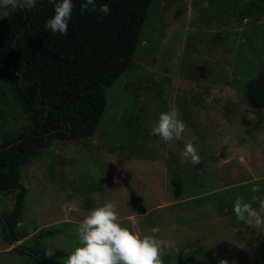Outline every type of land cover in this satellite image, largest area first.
<instances>
[{"label":"rangeland","instance_id":"374dc122","mask_svg":"<svg viewBox=\"0 0 264 264\" xmlns=\"http://www.w3.org/2000/svg\"><path fill=\"white\" fill-rule=\"evenodd\" d=\"M17 9L0 5V19ZM141 37L132 65L106 91L92 138L56 142L21 168L19 241L4 240L0 224V264H28L14 247H32L35 235L58 228L41 244L47 264H66L82 246L79 223L109 201L122 226L174 242L163 258L198 264L184 253L199 250L228 264H253L264 251V230L233 212L237 198L258 211L253 197L264 199V111L246 101L248 81L264 70V0H152ZM173 107L188 127L183 139L165 143L151 132ZM29 129L27 113L0 81V141ZM189 140L199 165L181 162ZM174 175L183 185L178 199ZM132 190L143 215L131 206ZM13 204L12 195L0 194V218Z\"/></svg>","mask_w":264,"mask_h":264},{"label":"trees","instance_id":"16d2710c","mask_svg":"<svg viewBox=\"0 0 264 264\" xmlns=\"http://www.w3.org/2000/svg\"><path fill=\"white\" fill-rule=\"evenodd\" d=\"M60 2V0H57ZM85 0H73L67 35L45 27L54 15V5L37 0L31 10L17 9L0 19V81L14 92L27 113L30 129L7 134L0 141V194L12 195L15 205L0 218L2 237L19 241L17 224L24 210L26 188L21 168L39 159L56 142L92 138L106 109V91L130 68L152 0H95L96 10L81 12ZM107 4L105 15L99 8ZM246 101L255 111H264V70L247 83ZM173 197L182 195V183L171 180ZM133 210L146 209L137 194L129 192ZM257 208V205L253 206ZM62 230L41 231L32 247L16 246L28 264H47L41 241ZM198 264H219V259L199 250L184 253ZM164 264H187L165 256ZM192 264V263H189ZM253 264H264V251Z\"/></svg>","mask_w":264,"mask_h":264},{"label":"clouds","instance_id":"9594fccd","mask_svg":"<svg viewBox=\"0 0 264 264\" xmlns=\"http://www.w3.org/2000/svg\"><path fill=\"white\" fill-rule=\"evenodd\" d=\"M54 5V15L46 21L45 27L53 33L67 35L69 21L74 8L73 0H48ZM0 5L13 9L21 8L31 10L36 5V0H0ZM96 10L95 0H85L81 12ZM99 11L107 15L110 8L102 5ZM254 112L248 115L249 120H254ZM187 124L180 118L178 110L173 107L159 115L158 121L152 128L151 135L159 136L165 143L183 139ZM182 163L199 165L201 158L194 143L189 140L180 153ZM260 187L254 186L252 192H259ZM259 201L260 210L253 207L252 203L237 198L233 205L236 219L248 226L264 230V199L253 197ZM77 235L82 246L67 257L66 264H164L163 255L166 249L174 247L173 241L159 239L156 235L143 237L122 226L117 204L113 201L104 203L93 209L79 223ZM219 264H228L222 259Z\"/></svg>","mask_w":264,"mask_h":264},{"label":"water","instance_id":"95a60500","mask_svg":"<svg viewBox=\"0 0 264 264\" xmlns=\"http://www.w3.org/2000/svg\"><path fill=\"white\" fill-rule=\"evenodd\" d=\"M16 198V197H15ZM15 198H14V205H15Z\"/></svg>","mask_w":264,"mask_h":264}]
</instances>
